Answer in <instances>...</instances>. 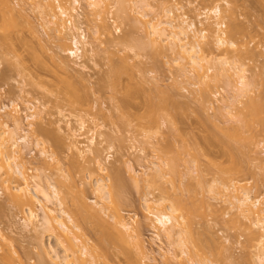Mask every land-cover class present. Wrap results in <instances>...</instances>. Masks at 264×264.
Instances as JSON below:
<instances>
[{
  "label": "rangeland",
  "instance_id": "374dc122",
  "mask_svg": "<svg viewBox=\"0 0 264 264\" xmlns=\"http://www.w3.org/2000/svg\"><path fill=\"white\" fill-rule=\"evenodd\" d=\"M34 1L9 0L10 5L14 9L12 10L9 6H5L3 1L0 0V114H2L5 119L9 118L10 120H8L10 121V124L14 125L13 120L11 119L12 117H10L9 114H11V111L14 113L15 110H17V114H20V117L23 116L21 118L23 126L28 127V120L30 119L25 115H27V112L29 113L33 110L38 111L39 114L36 116L35 120L36 125L38 124V127L41 128L38 130L39 132L36 131V133H32L30 130L29 134L31 136L30 138H32L30 143H33L35 139L40 136L41 138L39 139L41 140H44L42 138H45L46 140L48 139L47 141H44L46 143L43 142L45 145L42 142L39 146L38 144L36 145L35 142L28 146L23 145L22 154L28 173L30 172L31 175L39 173V179L43 185H46L48 180L55 183L60 189V192L66 197V203L64 205L67 204L66 208H69L70 211L74 212L77 210L75 209L78 199L76 192L83 193V195L88 198L87 200L89 202H93L92 199L97 198L93 188V183L95 182V178H97L96 176H105L106 181H109L110 179L107 176L106 170L110 169L108 172L109 174L113 173L117 168L121 173L120 176L122 175L123 177L122 180H124V195L122 196L124 198H119L122 202L120 201L121 203L116 204L115 206L120 205L118 207L127 219L131 221L133 219H138V223L140 222L138 229L141 232L144 242L152 251V254L156 256V259L154 260L151 257L143 258L144 261L141 259L143 264H155V262L156 264H181L179 262V257L174 258L173 256L167 260L165 256L161 254L162 249L161 247L159 248V245L167 249V247H171L172 244L167 242L168 238L164 234H162L164 237L162 236L161 239L156 237L155 227L151 224L153 222H151L152 218L149 219L146 217L147 215L150 217L152 214L149 213V211L147 212L149 207L148 204L146 205L144 202V195L151 199L153 198V200L148 203L151 202L159 206L157 202L160 201L161 198L165 200V202L170 203L173 199L176 200L181 196L186 197L189 204L191 194L195 193V198L197 197L198 199L194 203L193 201L195 200H193L192 204L190 203L189 206L190 208L192 207V209H190L191 212L194 211L190 218V220H193L191 223L193 222L192 226L194 228H192L194 234L197 235L196 232H198L199 236L202 233V236L204 235L206 238L217 236L221 239V242L219 243L220 246L217 244V248L215 247L216 245H214L212 250L208 249L211 264H259L260 262H258L255 255L256 248H254L255 246L253 247V245H251L252 243L247 239V226H245L243 221H248V219L239 213L238 208L232 206L228 202L223 191L219 192L220 194H223L222 196V194H215L209 189L211 184L215 183V185H218L216 184V177L219 175L214 168L215 174L217 175L214 174L212 169V171L210 170L211 172L208 171L207 168L210 166L207 165L211 164L209 161L211 159L214 162L217 161V159L218 161H223L226 158L229 160V154H226V151L225 155H223V152H225L223 145L221 142L220 144L218 143V140H220L221 137H219V135L217 136L219 133L216 132V130L220 129L217 124L215 125L212 119L214 120V117L216 116L214 114L218 112V108L223 106L226 101L230 100L232 94L231 85L233 84L228 83L229 86L223 79H209V84H207L205 81L206 79L199 80L196 77L194 79V77L191 78L190 76L181 75L177 69V65H175L172 60V53L170 51L158 50L159 52H157L155 46L151 47L148 44L146 48L144 47L142 49H140L141 47L134 46L132 43L133 40L131 39L134 37L136 39L139 36V40L141 36L142 39L144 38V41H146L145 37H147V32L143 28V22L141 23V20L136 23L141 17L140 16L136 19L139 12L135 13V10L137 12L138 8H135L134 10L129 8V13H131L132 16L137 14L135 18L133 17V20L136 19V21H133L130 17H128L130 18L128 19L124 14H120L119 10L117 12V0H105L104 3H108V5L103 3L104 6L101 7L102 9L100 8V15L102 17L104 15L107 16V21H110L111 23L109 24H112L111 26H113H110L109 30H112L114 33L109 31L110 34L107 32L108 30L102 28L101 16H98L96 13L99 18L97 17L98 19H96V17H94L95 14L87 5V0H82L80 4H78L79 11L83 13H81L82 17H79V21L80 18H82V21H80L79 24L81 23V29H84L87 32V35H89L88 38L92 40L94 45V50L86 60L88 62L84 63L87 64L86 69H84L85 67L74 63L71 54L69 56L68 53L63 50L65 49V43L67 46L72 45L70 38H67V42L62 43L57 37L59 32L54 28H51L52 24H49V26L46 25V27L43 25L41 11H49L48 6H46L48 0H42V3H40L39 0V4H43L44 6L42 9L37 5L38 2L36 3ZM71 1L72 0H49V2H53V5H57L59 2L61 4L70 5ZM149 1L152 4L150 8L147 7L148 12L150 11L149 15L152 14L156 16L158 15L157 17H165L166 8L175 6L170 12L172 16L176 14L177 18H179L180 15L188 13L187 15L191 18L194 17L196 21H199L200 13L205 15L208 12L209 15H212V6L216 3L221 4L223 8L222 13L227 21H225L224 25L223 22L220 28L227 29L229 27V20L230 22H235L237 20L239 24L242 23L243 29L236 35L238 36L237 38L235 36V39H237L236 42H238L237 44L239 45L242 43L243 45L241 44V46L244 48L245 46L249 48L253 47L257 50V54L251 56L250 52H243L242 49L236 50L230 47L228 54L231 59L245 64L248 69L249 80L250 77L254 75L253 78L256 79V82L258 83H256L257 87L255 89L256 92L260 93V90L264 87V5H262L259 0ZM172 2L175 4L173 5ZM44 14L47 16L49 15V13ZM105 16L103 18H105ZM62 17L68 20V23H70L71 17L73 19L78 18L76 16H71L70 14H66ZM145 17L143 16V19ZM190 17L188 18L191 19ZM212 18L214 17L211 16V19ZM226 22L228 24H226ZM99 23L102 27H100ZM199 25V27L205 26V23L202 24L200 22ZM124 32L127 34L129 33V37H131L130 32L135 36L130 39V42L129 40L127 41V39H124L126 41H122L121 37L125 34ZM111 33L113 35H118L117 39H120L121 42L111 35ZM111 36L113 37L112 39ZM126 42L130 44L128 45ZM223 48H215V46L208 44L205 46L207 52H209L210 49H214V52L216 53L220 52V55L218 54L219 56L226 53V50L221 51ZM123 55H126V58L129 56L127 60V63H130L128 69L127 64L123 65L125 63L120 64V62H118L122 59ZM63 58H68V60L71 61H69L70 65H66V63L62 61ZM114 60L117 61L115 62L117 64L114 63ZM118 63L121 65L118 72H122V74H120V79L119 77H115L116 75L114 76V74L117 73L115 70V73H112L114 71H111L113 65H118ZM206 64L210 65L212 62L206 61ZM144 72L146 73L145 76H149V79L146 80L147 76H144ZM79 75L84 83L78 78ZM255 76L257 77L255 78ZM75 78H78V83L76 81L77 79L73 80ZM115 78L119 79V82H116ZM65 79L69 82L70 80H73V84L70 82L71 85H69L68 82L66 83ZM195 80L197 81V84L194 83ZM201 81H203L208 88L203 86L204 84ZM69 87L71 89L74 87L72 90L77 94L76 98V94H72ZM201 87L207 88L210 95H202L200 91ZM165 95L171 97L169 98L171 99V102L175 101L174 103H177L178 101L180 104L181 101L184 104L183 107L181 104L180 108L176 109L178 116H176L177 113L174 111L175 109L173 110L175 112V116H173L174 119L178 118L175 121H172L173 119L170 120L164 117L163 112H159L161 109H157L155 113L156 120H149L150 117L148 118V115L146 114V112H149V108L147 109L148 106L145 105V101L147 99L149 100L151 97H153L155 101H159L160 99L163 100ZM262 95L264 97V92ZM246 97L247 96L244 98ZM122 98L131 101L135 105H141L142 107L138 112H144L145 110V114L140 113L142 114H139L140 117H137L138 114L135 115L136 113L133 114V117L131 115H129L131 116L129 117L128 112L124 114L122 109L118 106V104H123ZM173 99L175 100L172 101ZM177 104H174L173 106ZM16 105L19 106V108ZM29 105L30 107L32 105V109ZM15 107H17V109ZM14 108L15 110L13 112L11 109ZM234 110L236 111V108H234ZM211 115H214L212 119L206 118ZM59 118L62 120L61 122L59 121ZM66 118L70 119L74 126H79L80 121L85 120L86 128L79 131L84 132L85 134L83 133L84 135L82 136L78 135L80 136V140L87 141V134L90 133L88 130L95 128L98 140L101 141L99 144V151L101 153L99 154H101V158L108 168L102 170L93 158L94 153H89L88 150H85V153L83 152L85 156L76 149L75 151L77 152L73 153L74 148L69 146L71 137L68 134L69 129L66 125ZM129 118H131V122L128 123L127 121H129ZM125 119H127L126 122ZM220 119L221 118H219V121ZM164 120L165 122H163ZM221 120L222 123L226 121L228 122L227 125H229V123L236 121V117L230 119L223 117ZM43 124L50 130L53 129L52 131H55V133L60 132L59 135L62 137L64 135L62 139L65 137L66 140L69 139L70 141H67L69 144L65 143L66 141L59 142V140L58 142L56 140L55 143L53 137L56 134L53 133L55 134L53 136ZM4 128L5 127H3V129ZM17 132L22 133V130L18 129ZM219 132L220 134L222 133L221 130ZM68 135L70 138L67 137ZM206 135L210 137L209 141L211 138L214 139L210 141L212 143H209V146L207 147L208 149L204 147L208 144L207 142H209L208 140H205L207 137ZM261 135H258L259 137L257 136L258 139H261V142L258 140L259 143H253V149L250 150V158L248 157L246 159L249 161L247 162L249 165L247 166L246 164L247 168L238 173L237 176L235 175L234 180L239 184V189L247 188L248 190H251L254 199L260 197V199L264 201V141L262 140L264 137L262 138ZM124 136L127 139L122 141V139L125 138ZM186 137L190 143H193L190 144L188 141V143L185 144L184 141H187ZM167 138L170 139L169 141H172L170 142L171 144H169L170 146L173 142L175 143V145H172L174 146L172 150H170V147L166 150L168 147L167 143H169L166 142L168 140ZM196 140H198V142ZM213 141H217V144ZM164 143L167 144V147L164 146ZM195 143H197V145ZM80 144L83 145L82 142ZM186 145H189V147ZM44 146L46 147V150L48 151L49 149V151L42 154L40 148H45ZM206 150L209 152L207 153ZM53 151L55 153L54 158L50 156V153H53ZM204 153L207 154V156ZM145 154H148V156L153 158L152 160L157 163H161L162 160L163 162H166L169 158L173 159L171 157L174 156L175 158L173 162L177 163L175 165H177L178 168L180 167V170L177 168L175 169L179 171L182 169L184 174L176 170L175 176L172 174V177V175L170 176L171 173H167L166 175L168 177L164 176L163 181L158 180V184L153 181L151 182V179L149 181V178L142 173L144 167L141 164H149V161H143L142 157ZM208 155L211 157L210 160ZM43 158H46V160L44 159L45 161H43ZM47 159H49L51 164ZM246 160H244V163ZM207 162L210 164H207ZM197 163L200 165L199 168L198 165L196 166ZM132 165L134 166V169H132L133 171L129 169ZM188 167L193 169H188ZM204 167H206V169ZM212 167H214V165H212ZM200 168H204L205 171H203L204 169L198 170ZM111 169L112 172H110ZM166 170L168 169L166 168ZM0 171H2V168ZM134 172L137 174L136 176L141 179H139L138 184L134 182L135 180L132 179L133 177L131 178V174ZM1 173L2 175L0 174V177L2 180L6 173L3 171ZM177 173H182V177L180 178L181 175H177ZM197 175H202L200 178H202L201 181H204L203 185L201 182L199 183L200 179H198L199 176L197 177ZM2 181H0V230L5 238L0 236V264H9L8 261L1 259V257H3L2 254L5 255L7 252L12 254L13 257L11 256V258H14L13 260L16 264H57L51 262L48 257H46L47 259L42 257L43 260L38 258L39 256H37V254L39 255V247L37 245L36 236V231L38 230H36L37 228L35 229V227L33 228L32 225L30 227L24 225L22 218V215H24L23 211L20 206L18 207L14 201L12 202V200L9 199L8 191L5 188L6 184L4 181L2 183ZM18 181L16 180V182ZM173 181L177 184H174ZM180 181L181 183H179ZM20 182L21 181H19V184H21ZM11 184L13 183L11 182ZM161 185L164 186L161 187ZM165 186L166 188L164 189L163 187ZM192 197H194V195H192ZM192 197L191 200L193 199ZM114 204H111L110 202L109 209L113 210L115 206L112 208V205ZM83 221L86 223V220ZM88 221L86 223V227L88 226L86 230L89 231H86L88 234H84V237L85 235L88 236V244L90 245L92 243L91 245H93L96 243V239L99 238L98 234L100 231L99 229L97 230L99 233L96 231L94 225L98 227V224H95L97 222H93L95 220H92V222L90 220ZM93 223L94 225H92ZM102 228L103 227H101V229ZM106 230L108 231L107 228ZM105 231L103 229V233ZM45 238L47 243L57 246V248H59L58 250L63 252L62 246L57 243L55 236H49L47 234ZM106 240L102 243H100V241L99 244L101 245L98 244V247L103 246L99 248L101 250L104 248L106 249L105 251L108 250L105 253V255H108H106L108 261L106 260V257L103 258L101 256L98 261H95L96 264L131 263L130 255L131 253L134 255L136 252L135 250H137L135 249L136 247L134 243L132 246V241H130L131 244L129 245L126 244V241H121L123 242L122 247L121 243L116 244L110 239V242ZM161 240L163 245L161 244ZM105 242H108L106 243L108 249L105 246ZM159 242L160 244H158ZM177 245H172L175 248H171L173 250L175 249L176 252L181 253V248ZM125 246L128 250H124ZM219 249L223 251V254L221 253L222 255L219 254L221 252ZM29 250L32 251V253ZM218 250L220 251L219 253ZM26 252L28 254H26ZM136 253V256L134 255V257H137V259H134L140 263L138 258H141V256H138V253ZM184 256L187 257L185 254ZM194 256L197 257L196 259H199L198 257H200L199 254H195ZM149 259L152 263L148 262ZM95 263L93 262L90 264Z\"/></svg>",
  "mask_w": 264,
  "mask_h": 264
},
{
  "label": "bare ground",
  "instance_id": "6f19581e",
  "mask_svg": "<svg viewBox=\"0 0 264 264\" xmlns=\"http://www.w3.org/2000/svg\"><path fill=\"white\" fill-rule=\"evenodd\" d=\"M2 1H3L5 6H9L12 10H14L13 7L10 5L9 0H2ZM41 1L42 0H40V3H42ZM81 1L82 0H72L70 5L61 4L60 2L57 4V2H56L57 5H55V4L53 5V2H49V0H48L46 3L47 4L46 6H48L49 11H45V10L41 11L42 12L41 16H42V23L45 27H46V25L49 26V24L50 25L52 24L51 28H54L56 31L59 32L57 37L62 43L67 42L66 41V40H68L67 38H70L72 45L67 46V45H65L66 44L65 43L64 44L65 49H63V50L66 51L69 56H70V54L73 56V61L75 64H79L82 67H85L84 69H86L87 64H84V63L88 62L86 60L90 57V53L94 50V45L92 43V40L90 38H88L89 35H87V32L84 29H81V26H80L81 23L79 24V22L82 21V18H80V21H79V17H82V14H83L82 12L79 11V5H78V4H80ZM259 1L261 2L262 5H264V0H259ZM34 2H36V3L38 2L37 5L39 7H41V9L44 8L43 4H39V0H35ZM104 2H105V0H87L86 1L89 8H91V11L95 14L94 17H96V19H98L99 18L98 16L101 14L100 8L102 6H104V4H105ZM116 2L118 4L117 12L119 10L120 14H124V16H126L127 18L130 17L131 20H133V17L135 18V16L137 14L135 16H132L131 13H129V8L131 10L138 8L137 12L135 10V13L139 12V14H138L139 16L137 15L136 19L139 18L140 16L141 17L138 19V21L136 23L140 22V20H141V23L143 22V25L140 23L139 24L142 25L143 28L145 29V31L147 32V34H146L147 37H145L146 41H144V38L142 39L141 36H140L139 40H138L139 36L135 39V37H134L135 35H133L132 32H130L131 37H129V35H128L129 33L127 34L124 32L125 36L123 35L124 38L121 37L122 41L124 39H127V41L129 40V42L131 40H133V42H132L133 45L137 46V47H141L140 49H142L144 47L146 48L147 44H148L151 47L155 46L157 52H159L161 50L162 51L163 50L170 51L172 53V56H171L172 60L174 61V64L177 65V69L181 75L190 76L191 78L194 77V79L196 77L199 80L206 79L205 81L207 84H209V79H216V80H222L223 79L225 81V83L227 82V84L228 83L233 84V85H231L232 86V94H231L230 100L226 101L223 104V106H220L218 108L219 109L218 112H216L214 114V115H216L215 117H214V115H211L212 117L211 116L206 117L207 119H212L214 117L215 121L213 119H212V121L215 123V125L216 124L218 125L219 129L222 132L220 134V132H219L220 130H218V129L216 130V132L219 133V134L216 133L217 136L219 135V137H221L220 138L221 141L218 140V143L220 144V142H221V144L223 145V149L225 151V152H223L224 153L223 155H225L226 151H227L226 154H229V156H228L229 160H227V158H226L225 159L226 162H225V160L218 161V159H217V161L214 162L212 159L210 160L211 157H210V155H208L209 156L208 158L210 160L209 162L211 163L210 164L209 162H207V164H210V165H207V166H210L207 168L208 171H210L211 169L214 171V169H215L216 173L219 174V175L215 174V171H214V174L218 176V177H216L217 178L216 181L218 183L215 181L216 184H218V185H215V183L211 184L209 189L211 191H213L215 194L223 191V194H225V196L227 197V198L226 197L225 198L228 200V202L232 206L238 208L239 213L248 219V221L247 220L243 221L245 226H247V234H248L247 239H249L250 243H252L251 245H253V247L255 246L254 248H256L255 255L258 259V262H260L259 264H264V201L262 199H260V197H257L256 199H254L252 194H251V190H248L247 188H242L243 190L240 188L241 189L240 190L239 184L237 183V181L234 180L235 175L237 176L238 173L243 171L249 165V163H247L249 161H247L246 159L250 156V150L253 149V147H252L253 143H257V142L259 143V141L261 139H258V137L261 134H264V97L262 95V93L264 92V87L260 90V93L256 92L255 88L257 87L258 83L256 82V79L253 78L254 75L251 76L250 80H249V76H248V72H247L248 69L245 66V64L243 62L231 59L229 54H228V50L230 47H232L233 49H236V50L242 49L243 52H250L251 56H255L257 54L256 48H253V47L249 48L246 46L244 48L243 46H241L242 43L239 44L240 45L239 46L237 44L238 42H236L237 39H235V36L237 34H239L240 31L243 30L242 29V23L239 24V22L237 20L235 22H233V21L230 22V20H229V27L227 26L228 27L227 29L224 28L225 30L221 29L220 28V26H222L221 24L224 22L223 23V25H224L225 21H227V20H225L224 15L222 13L223 12L222 5L219 3H216L214 6H212V8H211L212 15H209L208 12L205 15H202L201 13L199 14L200 16L198 15L199 21L202 24L205 23V26L199 27L200 22L196 21L194 19V17L191 18L189 15H187L188 13L180 15L179 18H177L176 14L173 15L174 16L173 17L170 12L172 11V8H174L175 6L174 7L171 6V7L166 8V13H165L166 16L165 17H163V16L157 17L158 15L157 16L152 15V14L149 15L150 11L148 12L147 7L150 8L152 5L149 0H117ZM174 4L175 3H173V5ZM105 5H108V3H106ZM180 8H181V6H180ZM131 10H130V12H131ZM44 13H47V14L49 13V15L47 16ZM96 13L98 14V16ZM169 13L172 17L169 15ZM66 14H70L71 16H76L78 18L73 19L71 17L70 23H68L67 22L68 20H66V19H64V17H62ZM177 15H179V14H177ZM143 16L144 17L146 16V17L143 19ZM198 16H196V17H198ZM211 16L214 17L215 19L212 18L213 19L212 20ZM103 17L101 16V18H102L101 19L102 20L101 25L103 27L99 23L100 27L104 28L105 30H108L107 32H109V31L111 32L112 30H109L110 26L112 25V24L111 25L109 24L111 22L107 21V19H106L107 16H105V18H103ZM188 17H190L191 19H189ZM130 18H128V19H130ZM136 19H134V20L136 21ZM226 24H228V23L226 22ZM111 27H113V26H111ZM244 29H246V28H244ZM110 32H109V34H110ZM99 33H100V31H99ZM112 33H114V32L112 31ZM112 33H111V35H113ZM113 36L116 37V39L118 38L117 37L118 35H113ZM132 37H134V38H132ZM237 37L238 36H236V38ZM112 38L113 37L111 36V39ZM117 40H120V39H117ZM124 41H126V40H124ZM119 42H121V40ZM127 44L129 45L130 43H127ZM206 44L215 46V48H223L224 47L223 50H221V49L220 50L221 51L226 50L225 51L226 53L224 52L225 54L219 56L220 52L216 53V52H214V49L213 50L207 49V50H209V52H207L205 49ZM62 46H63V44H62ZM65 46H67V47H65ZM137 47H136V49H137ZM123 56L121 59L122 61L120 60L118 62H120V64L125 63L123 65L127 64V69H128V65L130 63H127V60H128L129 56L127 58L125 57L126 55L124 57ZM62 61H64L66 63V65H70L69 64L70 60H68V58H63ZM206 61H208V62L211 61L212 64L207 65ZM115 62H117V61L114 60V63ZM115 64H117V63H115ZM120 64L118 63V65H115V66L113 65L114 69L113 68L111 69V71L115 70L117 73H119V74H117V73H115V71L112 72V73H115L114 76L116 75L115 77H117V78L119 77V79L121 78L120 74H122V72L121 73L118 72V70H120V68H121ZM123 67H125V66H123ZM145 74L146 73L144 72V76H145ZM146 76H145L146 80L149 79V76L148 75H146ZM256 77L257 76H255V78ZM78 78H80V75ZM78 78H75L73 80L77 79L76 81L78 83ZM117 78H115V80H116V82H119V79H117ZM73 80L72 81L70 80V82H72V84H73ZM80 80H81V78H80ZM65 81H66V83L68 82V84L71 85L70 82L67 81L66 79H65ZM177 81L179 82V80H177ZM196 82L197 81L195 80L194 83L197 84ZM201 82L204 84L203 86L207 87V85L203 81H201ZM179 83H181V82H179ZM85 84L87 85L86 82H85ZM70 87H69V90L71 89ZM74 87H76V86H74ZM74 87H72V89ZM207 88H205V87L200 88L202 95H207V96L210 95L209 90H207ZM72 89L70 91H72V94L75 95L76 93ZM76 96H77V94L75 95V98H76ZM165 96L168 99H166ZM165 96L163 97V100L160 99L159 101H155L154 98L151 97L149 100L147 99L148 101L147 100L145 101V105L148 106V107L146 106L147 109L149 108V112L148 113L146 112V114L148 115V118L150 117L149 120L150 119L156 120L155 113H156L157 109H161L159 112L160 113L163 112V116L170 119V120L173 119L172 121H175L178 118L177 117L174 119V117H173V116H175L174 113L177 111L176 109L180 108L181 104H182L181 105L182 107L184 106V104L181 101L179 104V102L177 100L176 101L178 104L174 103L175 99L172 100L174 102H171V99H169L171 97L169 95H165ZM207 96H206V98H207ZM245 96H247V97L244 98ZM80 98H81V95H80ZM122 102H123V104H118V106L122 109L124 114L126 112H128V116L131 115L132 117H133V114H135V113H136L135 115H137V114L139 115L140 113L145 114V110H144V112L143 111H140V113L138 112L140 110V108L142 107L141 105H139V104L135 105L131 101H127V99H125V98H122ZM169 103L172 105H170ZM240 103H241V105H240ZM174 104H177V105L173 106ZM13 106H15V105H13ZM172 106L175 108H173ZM17 107L19 108V106H17ZM17 107H15V108L17 109ZM29 107H30V105H29ZM31 107H32V105H31ZM143 107H145V106H143ZM15 108L11 109V110H13V112H14ZM234 108H236V111L234 110ZM176 113H177L176 116H178V112H176ZM38 114L39 113L36 110H33L32 112L30 111L29 113L27 112V115H25V116H27V118L30 119V120H28V127L23 126V124H22L23 122L21 119L23 116L20 117V114H17V110H15L14 113H12V111H11V114H9V116L12 117L11 119L13 120L14 125L10 124L9 118H8L9 120L5 119L3 117V115L0 114V170L2 168V171L6 173V174L4 173L5 174L4 177L2 176L3 177L2 180L6 184L5 188L8 191V195L10 197L9 199L12 200V202L14 201V203L16 205H18V207L20 206L21 210L23 211L24 215H22V218L24 221V225L29 226V227L32 225L33 228L35 227V229L37 228L36 230H38V231H36L37 232V235H36L37 236V245L39 247V250H38L39 255L37 254V256H39L38 258L39 259L41 258L40 260H43L42 257H44V259L46 257H48V259H50L51 262L57 263V264H90L93 262L95 263L96 260L98 261L99 257L102 256L103 258H105L107 255V254L105 255V253L108 251V250L105 251L106 249L102 248L104 250V252H103V250L100 249L103 246H101V247L99 246L100 248L98 247L99 242L101 241L100 243H102L106 239L108 241L110 239L116 244L121 243L122 247H123V244H122L123 242H121V241H126L127 245L131 244L130 241H132V246L134 243V245L136 247L135 249H137L135 251L138 254L136 252L135 253L138 256H141V258H138V259H139L140 263H142V264H143V262H141V259H142V261H144L143 258H145V257L146 258L151 257V258H153V260L156 259V256L154 254H152V251L145 244L144 239L141 235V232L138 229L139 224H140V222L138 223V219H135V220L133 219L132 221L127 219L126 216L120 211V209L118 207L120 205L115 206L116 204H120L122 202L121 199H119V198H124V197H122L124 195L123 194L124 193V191H123L124 190V188H123L124 187V183H123L124 180H122L123 177H122V175L120 176L121 173L116 167H114V168H116V170H114L113 173L108 174L110 169L106 170L107 176L110 179L109 181L108 180L106 181L105 176H96L97 178H95V182L93 183L94 184L93 188L95 190V194L97 195V198L92 199L93 202H89L87 200L88 198L86 196H84L83 193L81 194V192L77 191L78 192V194H77V192H76V195H78L77 202H78V200H79V202L78 203L76 202L75 209H77V210H75L74 212L70 211L69 208H66L67 204L64 205L66 203V197H65V195H63L60 192V189L58 188V186L55 183L50 182L48 180L46 185H43L39 179V173H34L32 175L30 172H29L30 174L28 173V169L25 165V160H24V157L22 154L23 145L28 146L29 144L31 145L35 142V144L36 145L38 144V146H39V144L41 145V142L43 143L44 141L48 140V139L46 140L45 138H42L44 140H41V139H39V138H41V136H40V137L36 138L37 140L35 139V141L33 143H30L31 139H32V138H30L31 136L29 134L30 130L32 131V133H36V131H38L41 128V127H38V124L36 125L35 118ZM138 115H137V117H140V115H142V114H140L139 116ZM131 116H129V117H131ZM223 117H226L229 119L236 117V121L231 122V123H229V125H227L228 122H226V121H224L222 123L221 119ZM219 118H221L220 119L221 122L219 121ZM130 119L131 118L128 119L129 120V121H127L128 123L131 122ZM126 120L127 119H125V122H126ZM141 120H144V119H141ZM59 121L61 122L62 120H60V118H59ZM163 122H165V120ZM139 124H140V122H139ZM66 125L69 129L68 134L71 137V141L69 139L66 140V137L64 139H62L64 137V135H63V137L61 135H59L60 132L55 133V131L54 132L52 131L53 129L50 130L49 128L45 127V125H44V127L53 136L56 134L53 137L54 142L56 140L58 142V140H59V142L60 141L65 142L66 141L65 143H67V144L70 143L69 146L74 148L73 153L80 151L82 154L83 152L85 153V150L86 151L88 150L89 153H94L93 158H94L96 164L99 165V167L102 170H105L106 168H108L106 166V164H104V161L101 158V154H99V153H101L99 151V149H100L99 144L101 143V141L98 140V135H97L95 128H91L88 130L90 133L87 134L88 139H87V141H85V140H80V138H79L80 136H78V135L82 136L85 134L84 132H79V131H82L81 129L86 128L85 120H81L79 126H74L72 124L71 120L66 118ZM143 125H140V126H143ZM3 127H5V128L3 129ZM59 127H60V125H59ZM18 129H21L22 133H18L17 132ZM42 130H43V127H42ZM53 133H55V134H53ZM69 135L67 137H69ZM208 135H206V136L208 137ZM261 136H262V138L264 137V135H261ZM207 137L205 138V140L209 141L210 137H208V138ZM50 138H52V137H50ZM123 139H122V141H125V139H127V138L125 137ZM169 140L170 139H168L166 141V142H169V143H167L168 145L166 143H164V146H166V145L168 146V147L166 146L167 147L166 150L169 149V147H170V150H172V148H174V146H172V145H175V143L173 142V144L170 146L169 144H171L170 142H172V141H169ZM186 140H187V137H186ZM212 140H214V139L211 138L210 141H212ZM262 140L264 141V139H262ZM67 141H70V142L68 143ZM183 141H184V138H183ZM188 141L189 140L184 141L185 144L188 143ZM196 141L198 142V140H196ZM210 141L207 142L208 143L207 145H205V146L203 145L206 149H208L207 147L209 146V143H212ZM81 142L83 143V145L80 144ZM44 143H46V142H44ZM189 143H190V141H189ZM191 143H193V142H191ZM214 143L217 144V141H215ZM195 144L197 145V143H195ZM71 145H73V146H71ZM198 145H200V144H198ZM183 146H184V144H183ZM187 147H189V145ZM198 147H200V146H198ZM198 147H197V149H198ZM40 149H41L40 152H42V154L47 153L49 151V149H48V151L46 150V147L40 148ZM75 149L77 151H75ZM162 150H164V149H162ZM166 150H164V151H166ZM206 152H207V150H206ZM84 153H83V155L85 156ZM221 153H222V151H221ZM54 155H55L54 151H53V153H50V156L52 158H54ZM205 155L207 156V154H205ZM45 156L47 157L46 154H45ZM48 156H49V154H48ZM142 158H143V161H145V162L149 161L148 162L149 164H147V163L141 164L144 167L143 172H142L143 175L147 176L149 178V181L151 179V182L153 181L154 183H157V184H158V182H157L158 180L159 181L164 180L163 179L164 176L168 177L166 175L167 173H171L170 176L172 174H174V176H175L176 170L180 168V167L178 168L177 165H175L177 163L173 162L174 158H175L174 156L171 157L173 159L169 158V160H167L166 162L165 161L163 162V160H162V162L160 161L161 163H157L156 161L152 160L153 158L149 157L148 154L143 155ZM44 159L46 160V158H43V161H45ZM56 159H57V157H56ZM47 160L51 164L49 159H47ZM244 160H246L245 163H244ZM55 161H57V160H55ZM54 163H56V162H54ZM58 163H57V165H58ZM198 163L196 164V166L198 165ZM244 164H245V166H244ZM246 164H247V166H246ZM212 165H214V167H212ZM131 167H129L130 170L134 169L133 165ZM199 167H200V165H198V168ZM201 167H202V165H201ZM166 168L169 171L166 170ZM175 168H177V169H175ZM189 168H191V167H188V169ZM204 168L206 169V167H204ZM204 168H200L198 170H201ZM192 169L193 168H191V170ZM205 169L203 171H205ZM179 170H177V171H179ZM2 171H0L1 175H2V173H1ZM185 171H187V170H185ZM110 172H112V169ZM179 172L183 173L182 169ZM182 173L181 174L177 173V175L178 174L181 175L180 176V178H181ZM131 175H132L131 178L133 177L132 179L135 180L134 182L138 184L140 178L136 176L137 174H135V172H134ZM198 176L199 175H197V177ZM204 176H205V174H204ZM172 177H173V175H172ZM200 177H202V175L198 177V179H200L199 183L201 182V184L203 185L204 181H201L202 178H200ZM143 178H144V176H143ZM198 179H197V181H198ZM2 180L0 177V181H2ZM16 180L21 181L20 182L21 184H19V181L16 182ZM3 181H2V183H3ZM13 181H15L18 184H16ZM11 182L13 184H11ZM173 183L177 184L174 181H173ZM179 183H181V181ZM160 184H161V182H160ZM162 186H164V185H161V187ZM214 186H216V187H214ZM163 188L165 189L166 186ZM223 194H222V196H223ZM192 195H194V197H192ZM144 196H145L144 202L146 205L148 204V207H149L148 208L149 210H147V212L149 211V213L152 214L151 216H153V217H151V216L149 217V215H147L146 217H148L149 219L152 218L151 222L152 221L153 222L151 224L154 225V227H155V233L157 235L156 237L161 239V237L163 236L162 234H164L168 238L167 242H170V244H172L173 246H175V244L176 245L178 244L180 247L178 245L177 246L179 248H181L180 249L181 253H178L175 251V249L173 250L171 248V247H173L172 245L169 248L167 247V249L164 248L163 246L159 245V248L161 247V249H162L161 254L163 256H165V258L167 260H169L173 256H174V258L179 257L180 261L179 260L178 261L181 264H211V259H210V256L208 255V249L212 250L214 245H216L215 246L216 248L218 246H220L219 243L221 242L220 241L221 239L217 236L216 237L210 236V237L206 238V236H204V235L202 236V233L200 234V232H199L200 236L198 235V232H196L197 235L194 234V231H193L194 227L192 226L193 222L191 223V221H193V220L192 219L190 220L191 215H192V213H194V211L191 212L190 209H192V207L190 208L189 206H190V203L192 204L193 200H195V201H193V203H194L198 199L197 197L195 198V196H196L195 193L191 194V197L193 198L192 200H191V197L189 196L190 197L189 198V204L187 202L188 201L187 198L184 196H181V197L177 198L176 200L173 199L170 203L165 202V200H163L161 198L160 201L157 202V204H159V206L155 205L151 202L148 203L149 201L153 200V198L151 199L146 195H144ZM79 197H81V198H79ZM118 199H119V201H118ZM108 200L111 202V204L115 203L114 205H112L113 206L112 208H114V206H115V208L113 210L109 209L110 202ZM132 218H130V219H132ZM87 219L90 220L91 222H92V220H95L93 222H97L95 224H98V227L96 225H94V223L92 224L96 227V231L98 229L100 231V233L97 231L99 233V234L97 233L99 235L98 236L99 238L96 237V238H98V239H96V243H94L96 245H94V244L91 245L92 243L90 245L88 244L89 239H88V236H86L88 234L87 232L89 231V230L88 231L86 230V228L88 227V226L86 227V225H87L86 223L88 221ZM83 220H86V223H84ZM88 223H89V221H88ZM84 226H85V229H84ZM29 227H28V229H29ZM101 227H103V228L101 229ZM106 228L108 229V231L106 230ZM103 229H104V231L106 230L107 232L105 231L103 233ZM31 230H32V228H31ZM94 231H95V229H94ZM47 234L49 236H55L56 237L57 243L62 246L63 252H61V250L59 251L58 250L59 248H57V246H54V245L46 242L45 236ZM84 234H86L85 237H84ZM0 236L5 238V236L1 230H0ZM163 241H166V240H163ZM106 243H108V242H105V246L107 245ZM158 244H160V242ZM161 244L163 245L162 240H161ZM217 244H219V245L217 246ZM99 245H101V244H99ZM173 248H175V247H173ZM107 249H108V247H107ZM124 250H128V249H126V246L124 247ZM219 250L221 251V249H219ZM219 250H218V253L220 252ZM27 252H26V254H28ZM30 252L32 253V251H30ZM135 253H134V255H135ZM221 253L223 254V251H221L219 254H221ZM184 254L187 255V257H185ZM195 254L196 255L199 254V256H200V257H198L199 259H196L197 257L194 256ZM30 255H32V254H30ZM30 255H28V256H30ZM134 255H133V253H131V255H130L131 259L130 258L129 259H130L131 263L132 264H140L138 261H136L137 257H134ZM2 256L3 257H1V259L4 261H8L9 264L15 263V261L13 260L14 258H11L12 254L10 252H7L5 255L2 254ZM134 258H136V259H134ZM106 260H107V257H106ZM153 260H151V261H153ZM148 262H150V259ZM150 263H152V262H150ZM155 264H156V262H155Z\"/></svg>",
  "mask_w": 264,
  "mask_h": 264
}]
</instances>
